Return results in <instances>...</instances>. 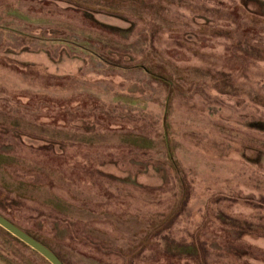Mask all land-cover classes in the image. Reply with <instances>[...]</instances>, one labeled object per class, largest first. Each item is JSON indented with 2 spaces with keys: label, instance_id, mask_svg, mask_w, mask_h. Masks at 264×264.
<instances>
[{
  "label": "rangeland",
  "instance_id": "374dc122",
  "mask_svg": "<svg viewBox=\"0 0 264 264\" xmlns=\"http://www.w3.org/2000/svg\"><path fill=\"white\" fill-rule=\"evenodd\" d=\"M0 212L66 264H264V0H0Z\"/></svg>",
  "mask_w": 264,
  "mask_h": 264
},
{
  "label": "water",
  "instance_id": "95a60500",
  "mask_svg": "<svg viewBox=\"0 0 264 264\" xmlns=\"http://www.w3.org/2000/svg\"><path fill=\"white\" fill-rule=\"evenodd\" d=\"M0 226L12 235L18 237L21 242L38 251V253L41 254L42 257L48 260L51 264H65L60 256L55 252V250L40 241L38 237L34 236L25 229L21 228V226L18 224L11 221V219L4 216V214L1 212Z\"/></svg>",
  "mask_w": 264,
  "mask_h": 264
},
{
  "label": "trees",
  "instance_id": "16d2710c",
  "mask_svg": "<svg viewBox=\"0 0 264 264\" xmlns=\"http://www.w3.org/2000/svg\"><path fill=\"white\" fill-rule=\"evenodd\" d=\"M2 213V212H1ZM4 214V213H3ZM4 216H6V215H4ZM7 218H9V219H11L10 217H8V216H6ZM14 219H11V221H13ZM14 222V221H13ZM15 223V222H14ZM17 224V223H16ZM20 226V225H19ZM0 229H2L3 230V232H5V233H7V234H9L10 236H13L12 234H10L8 231H6L5 229H3V227H1L0 226ZM24 229V228H23ZM27 231V230H26ZM29 232V231H28ZM29 233H31V232H29ZM32 234V233H31ZM34 236H36L35 234H33ZM14 237V239H16V240H18L21 244H23V245H25V246H27V247H29L28 245H26L25 243H23V242H21V240L20 239H18V237H16V236H13ZM36 237H38V236H36ZM39 239V238H38ZM40 240V239H39ZM192 243H194V242H192ZM192 246L195 248V250H197V251H199L200 249L198 248V247H196V245L195 244H192ZM34 250V249H33ZM35 252H37L36 250H34ZM38 253V252H37ZM39 254V253H38ZM59 255V254H58ZM60 256V255H59ZM186 257H183V258H188L189 260H191L192 261V264H201V263H198L199 262V258L198 257H201V256H195V255H185ZM40 257L41 258H43L41 255H40ZM62 256H60V258H61ZM44 259V258H43ZM62 259V258H61ZM46 260V259H45ZM63 260V259H62ZM198 260V261H197ZM200 261H201V259H200ZM63 262L66 264V262L63 260Z\"/></svg>",
  "mask_w": 264,
  "mask_h": 264
}]
</instances>
